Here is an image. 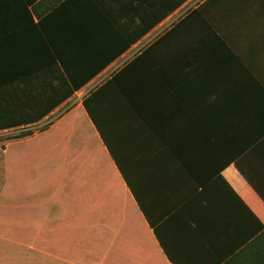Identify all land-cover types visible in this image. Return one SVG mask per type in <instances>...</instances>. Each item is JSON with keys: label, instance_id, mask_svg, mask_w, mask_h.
<instances>
[{"label": "crops", "instance_id": "1", "mask_svg": "<svg viewBox=\"0 0 264 264\" xmlns=\"http://www.w3.org/2000/svg\"><path fill=\"white\" fill-rule=\"evenodd\" d=\"M0 264H264V0H0Z\"/></svg>", "mask_w": 264, "mask_h": 264}, {"label": "trees", "instance_id": "2", "mask_svg": "<svg viewBox=\"0 0 264 264\" xmlns=\"http://www.w3.org/2000/svg\"><path fill=\"white\" fill-rule=\"evenodd\" d=\"M71 80H73L74 82V78L71 77ZM75 83V88L78 90L79 88H81V85H79L78 83H76V81L74 82ZM84 105L85 107L87 108V110L89 111L90 114H92V108H91V104H90V100L89 99H86L84 101Z\"/></svg>", "mask_w": 264, "mask_h": 264}, {"label": "built area", "instance_id": "3", "mask_svg": "<svg viewBox=\"0 0 264 264\" xmlns=\"http://www.w3.org/2000/svg\"><path fill=\"white\" fill-rule=\"evenodd\" d=\"M98 86V84L97 85H92L87 91H86V95L87 94H90V93H92V91L96 88Z\"/></svg>", "mask_w": 264, "mask_h": 264}]
</instances>
